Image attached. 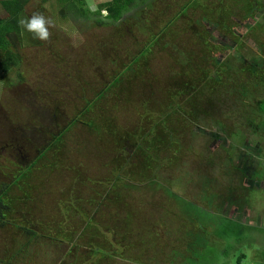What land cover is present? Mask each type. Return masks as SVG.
<instances>
[{"label": "rangeland", "instance_id": "obj_1", "mask_svg": "<svg viewBox=\"0 0 264 264\" xmlns=\"http://www.w3.org/2000/svg\"><path fill=\"white\" fill-rule=\"evenodd\" d=\"M84 1L85 7L92 13L111 0ZM186 1L138 0L129 15H135L136 7L142 3H152L153 9L145 7L136 14V20L119 24L110 23L104 17V21L110 23L106 27L96 25V16L77 18L78 15L69 10L66 11V18L59 13L52 14L50 8L43 7L42 0H31L26 7L27 17L42 13L53 21L54 26L50 28L51 38L48 42L34 40L28 33L33 41L19 42L18 49H13L21 57L19 66L11 67L7 73L0 72V182L11 184L13 179L16 181L17 176L26 171V177L11 188L12 195L23 198L17 202L19 206H16L15 217L19 218L24 210L28 217L34 214L36 229L42 235H46L43 228L48 229L47 234L51 231L55 236H65L69 231L80 228L74 241L57 244L53 243L51 237L46 241L36 240L23 251L22 259L16 264H64L70 261L64 258L68 250H72L79 239L77 237L82 235L84 240L78 241L77 256H85L89 230L84 234L83 229L87 224L74 211L77 208H84L88 218L106 219L109 217L108 211L113 213L114 221L110 225L114 226L113 229L105 227L102 231L97 230V236L107 249H111L107 243L109 239L125 238L124 244L117 243L112 250L121 252L124 246V252L130 253L126 258L115 259L114 264H139L132 260L134 256L143 259L141 264H170L172 258L168 255V248H163L164 245L170 246L172 251H176L175 245L179 246L180 254L174 260L175 264H181V253L187 248L189 236L200 239L203 235L198 233L196 225L190 222L185 224L177 218L175 202L169 199L163 186L142 183L135 188L130 187L125 190L127 197L124 202H115L113 194L112 198H108L104 189L106 181L110 186L118 175L121 177L116 170L125 164V158L130 157L131 168H124L123 171L137 172L139 158L135 156L139 153L140 133L144 135L149 131L144 112L162 110L171 101L168 89L177 80L170 79L174 70L190 69L191 66L185 65H198L205 60L198 54L201 38L219 44L226 42L223 43L226 45L237 41L229 34L220 33V29L217 32L208 25L194 26L193 23L196 18L204 16L203 10L207 15L211 13L220 18V13L230 8L228 3L236 5L240 1L206 0L205 5L195 12H188L193 17L174 22L176 39L170 49H166L163 43L162 48L152 50L149 63L142 59L134 64V59L148 45L152 32L156 34L157 29L168 23V19ZM103 14L106 16L107 12ZM6 17L7 13L0 3V18ZM240 20L237 17L238 26L233 28L238 34H244L240 50L235 52L228 48L224 54L217 56L232 57L236 54L240 60L233 58L231 69L247 66V70L236 79L243 84L240 88L246 95L241 96L237 92L238 86L233 82L236 75L232 74V70L230 78L224 75L225 82L215 84L208 81L207 87L198 93V98L203 101L199 110L202 114L197 115L198 122L195 124L200 125L199 129L181 112L165 119L167 122L162 129L168 127L176 130L175 136L182 137V142L176 154V150L173 152L171 148L160 155L169 159L178 157L174 164L161 170L160 177L167 183L180 182V193L193 201L200 202L205 195L214 198L213 207L209 210L224 221L214 226L215 222L210 220L205 224L209 236H205L218 247L220 253L226 249V264H264V64L257 67L258 72H254L250 66L264 60V12H258L252 21L244 20V14H241ZM191 25L195 27L194 30ZM176 45L179 53L175 50ZM187 53L194 55L191 62L184 56ZM208 63H202L201 69L207 71L209 68L211 72L213 68L208 67ZM126 70L128 74L124 72ZM119 74L123 84L116 86L115 92L110 90L104 96L103 89ZM99 94H103V97ZM122 100L127 102L121 103ZM91 101L93 104L88 113L81 114L78 117L81 121L71 126V121ZM205 102L209 103L205 105ZM147 104L149 110L145 107ZM55 107L61 112L58 113L57 124H49L50 131L39 134V142L33 147L27 133L30 137L31 130L39 128L40 112L47 110L51 116ZM149 121L159 123V126L162 124L157 114H151ZM61 130L66 132L51 145L52 149L50 146L45 155L39 156L41 145ZM24 141L26 144L23 147L18 144L13 146ZM149 142L143 144L148 149L155 144L151 138ZM126 150L127 153L123 155L122 152ZM242 170L252 182L262 179L255 184L261 186L263 192L260 189L248 190L251 182L241 173ZM254 172L258 174H252ZM149 173L147 171L146 175L149 176ZM128 176L129 180L125 183H136L131 173ZM136 178L140 179L138 176ZM123 190L120 189L119 193ZM250 196L254 199L249 202ZM67 201L72 203L74 209L62 211ZM123 208L127 211L123 212ZM124 220L128 225L121 223ZM98 221L106 223L104 220ZM41 222L47 224L48 228L43 225L39 227ZM119 223L123 226L119 227ZM198 228L200 230L199 225ZM107 231L109 234L104 235ZM15 232L12 226L0 229L1 259L5 258V254L21 249L23 237L18 239ZM160 233L165 241L161 238V243L153 248L152 240L158 241L156 235ZM233 238L239 243L230 241ZM222 263L225 261L221 260L219 264Z\"/></svg>", "mask_w": 264, "mask_h": 264}, {"label": "trees", "instance_id": "obj_2", "mask_svg": "<svg viewBox=\"0 0 264 264\" xmlns=\"http://www.w3.org/2000/svg\"><path fill=\"white\" fill-rule=\"evenodd\" d=\"M137 1L138 0H111L108 3L102 5L98 11L91 13V11H89V9L85 7L84 0H42L43 7L46 9L50 8L49 12L52 14L59 13L60 16L66 18L67 17L66 11L69 10L72 13H76L78 15L77 18L80 17V18L90 19L91 18L90 16H96L95 18L96 25L105 26V27L109 26L110 23L119 24L122 22L130 21L132 19L136 20L138 16L136 14L143 11L145 7L151 10L153 9L152 3H146V4L142 3L141 5L136 7L135 15L133 16L129 15V12H131V9L135 7V5L137 4ZM205 1L206 0H188L184 2L181 6H179V9L174 14V16L168 19V23H166L164 26H160L159 29H157L158 31H156V34L152 32L153 36L149 39L148 45H146V47L140 52L138 57L134 59L133 61L134 64L140 62L142 59L145 61V63H149L150 59L148 58H151L152 50L155 47L162 48L163 43L166 49L168 48L170 49L172 46V42L175 38L174 29H176L175 27L176 23L174 24V22L182 18L193 17V16H189L188 12L189 13L191 11L195 12L197 9L202 7ZM239 1L240 3L238 2V4L236 5H233V4L229 5L228 2L224 1V3H228V6L230 8L221 12L220 18H218L217 16H213L214 18H205V16H201L200 18L197 19L195 17L196 21L193 23L194 26L195 24L198 26L199 24L206 25L209 23V26L215 29L217 32L221 31L220 33L229 34L232 37L236 38L237 41L232 45H226V44H223L226 42L219 44L217 42H210L208 39L200 40L201 44H199V46L197 47L198 54H200L203 58H205V60L203 59L204 61H202L201 64L208 61L209 62L208 67L213 68V71L210 72L209 68L207 71H204L203 69H201V64L192 65V63H188L185 65L186 67L191 66L190 69H183V71L176 70V72H174L175 70L173 71L172 77L170 79L171 81L175 79L177 80H175L173 84L171 83L169 85L170 88L168 89L169 90L168 95L171 101L168 103V105L164 106L162 110L155 111V112L149 110L150 107L148 104L147 106L144 105L145 107H148V110H149V111L144 112L145 118L147 120V124L145 125H149V129H148L149 131L147 134H144V135H141L143 133H140L141 143H140V147L137 149L139 153L137 154V156H135L136 159L139 158L137 159L139 160V165L136 168L137 172L135 174L133 172H128L129 174L131 173L133 175L132 178L136 181V183H133V182L125 183V182H128L129 176H128V173L123 170L124 168H127V169L131 168V164L129 162L130 157L128 159L124 157L125 164L121 168L116 170V172L120 173L121 177L119 178V175H118V179L117 178L114 179V181L110 184V186L108 185L109 182L107 181L105 182L106 186L104 187V189L107 190L106 191L107 197L112 198L111 195L113 194L115 198V202H120V201L124 202V199H126L127 197V194L125 195L126 193L125 190H128L130 187L135 188L134 186L142 185V183H146V184L152 183V185L154 186H159V187L163 186L165 188V192L169 195V199L175 202V206L178 211L176 212L177 218L184 221L185 224H187L186 222H190L192 225H196L198 233L201 232V234H203L201 235L200 239L199 238L193 239L191 236H189L187 248L183 250L184 252L181 253L183 254V261L181 264H198V263H201V264L218 263L219 264L221 260L225 261V263H222V264H226L225 257L228 256L226 249L220 253L218 251V247H216L213 243H210L209 238L205 236V235L209 236V233L207 232L208 228L205 226V224H207L210 220H212L211 222H215L213 224L215 226L217 222H222L224 221V219L212 213V211L209 210V208L211 209L213 207V199H214L213 197H208L207 195H205L201 197L200 202H196V201H193L191 198L184 196L183 194L180 193V190L178 189V187L181 184L180 182L167 183L161 180V177H160L161 170L164 169L165 166L174 164V162L178 160V157L174 155V157L176 156L175 159H177L175 160L173 159V157L171 159L161 158L160 155H162V153L166 152L167 150L168 151L171 150V148L173 149V152L176 150L175 152L176 154L178 152L179 145L182 142L181 141L182 137L175 136V133H177L176 130L174 131L168 127H165L164 130L162 128L167 122L165 119H169L173 113H177V112L183 113L184 116L187 115L186 116L187 120L192 122L191 123L192 125H195L198 122L197 115L202 114V112L199 111L201 109V106H203V101L198 98V93L200 92V90L203 87L204 88L207 87L208 81L215 82V84H221L222 82H225L224 75L230 78V73L232 70H234V69H231L232 68L231 63H233L231 61L234 60L233 58H235L236 60H240L238 59V55L235 54V55H232V57L231 55L227 57H224V56L218 57L217 54H222V53L224 54L228 48L232 49L235 52H238V50H240V47L243 44L244 34L243 35L238 34L237 32H235V30H233L235 26H238L237 24L238 21H236L237 17L240 20L241 14H244V20L251 19L252 21L253 19H255V16L258 12H264V0H257V1L256 0H239ZM30 2L31 0H1L0 1L3 10L7 13L6 18H0V72L7 73L11 69V67L19 66L21 57L19 56V54L13 51V49H18L17 44L19 42L22 43L28 40H30L31 42L33 41V39L31 38V35L30 34L28 35L26 31H23L19 27V24H18V21L22 17H27L26 7L30 4ZM205 9H208V8L205 7ZM104 11L107 12L106 16H104L103 14ZM237 13L239 14V16L237 15ZM104 17L110 20L111 22L110 23L105 22ZM241 21L242 20H240L239 22ZM218 29H220V31H218ZM175 34L178 36L177 30H175ZM174 47H175V50L178 51L177 53H179L180 49L178 45ZM174 52L175 51L173 49V53ZM184 56H186L190 60L188 62H191V58L194 55L192 56L191 54L187 53V55L184 54ZM101 57L103 58L104 56H101ZM261 64H264V60L262 62H258L250 66L254 70V72L255 71L258 72L257 67H259ZM192 66L194 67L193 69H192ZM245 67L246 65L244 66L242 65L238 69H235L232 73L236 75V77L233 78V82H235L236 85L239 87V88L237 87L236 89L238 90L237 92L241 94V96H245L246 94H244L243 88H240V86H242L243 84H240L238 81H236V79L240 74H243L247 70V67L246 69ZM126 68L127 67H125V69ZM124 72L127 73V70ZM219 72L221 74H219ZM122 75L124 76V74ZM120 76L121 74L117 75V77L112 81V83L110 85H107L103 89L102 93L104 92V96L105 94H108L110 90L115 92L116 86H118L119 84H123V81L121 80ZM179 78H182V79H179ZM123 88H126V87H122V89ZM99 95L103 97V94H99ZM99 95H97V97ZM93 101H91L90 103L88 102L86 103L85 105L86 107L83 108L84 113H88V109L89 107L92 106L91 104H93L92 103ZM183 101L185 102L183 103ZM123 102L126 103L127 100H122L121 103ZM207 103L209 102H205L204 104L207 105ZM257 104L259 105V101L257 102ZM209 106L211 107V105ZM57 108L58 107L52 108L54 112L51 116L49 115L50 113L47 110L46 111L44 110L38 114V116L41 118V123L39 125V128H36L33 130L30 129L32 131L30 133L31 135L30 137L28 136V133H27V139L30 140L31 145L33 144V147L35 146L34 144H37L36 142H39V134H43V132L44 133L48 132V130L50 129L49 124L51 125L57 124V121L59 120V116H60L58 115V113H61L58 111ZM151 114H157V119H159L160 124L162 123L161 126H159V123H154L153 121L148 122V119L150 118ZM80 115L81 114H79L76 118H74L71 121L70 123L71 126L74 123L81 121L80 119H78ZM61 118H62V115L60 119ZM195 126H197L198 129L200 128L199 127L200 125H195ZM65 132L64 130L63 131L61 130L60 132H57L54 136L49 135L51 136V139L48 142H46V144L41 145L42 149L40 150L41 154L39 156L45 155L46 149L49 148ZM150 138L152 139L153 144L155 141V144L152 145L148 149L147 145H143V144L146 141L149 142ZM17 144L20 147H23L25 146L26 142L24 141V142H19L16 144L14 143L13 146H17ZM174 146H176L175 149L173 148ZM230 146L231 148H235V146L233 145H230ZM50 149H52V146L50 147ZM122 153H124L123 155H125L127 153V150ZM229 153L231 154V152ZM147 171L150 172L149 173V176L151 174L150 177L146 175ZM142 172L144 174H142ZM26 174H27L26 171L23 172L21 175L17 176L16 181H14L15 179H13V182L11 184L0 182V229H3L5 226H12L16 230L15 232L16 237L19 239V237L21 236V238L23 237L22 239L24 241V242H21L22 247L20 250L15 251V252L11 250L12 252L10 254L4 255L5 256L4 259L0 258V264L18 263V260L20 261V259H22L23 251L26 248H30L35 243L36 240L46 241L48 237H51L53 243L63 244V243H66L67 240L74 241V239H76L75 237L77 236V233L79 232L80 227L75 229L73 232L69 231V233L66 234L65 236L58 234L57 235L58 238H57V236H55L54 234H51V231H49V233L47 234L48 229L43 228V231H44L43 234H46V235H42L36 229L37 225H35V222L37 221L35 220L34 214L33 215L30 214L28 217V214H26V211L24 210V213L26 215L23 212H21L20 214L22 215L19 218L15 217V213L17 212L16 206L17 207L19 206L17 202L22 200L23 198H20L18 195H12L11 188L14 183H18L20 182V180H23L26 177ZM137 176L140 179L136 178ZM144 177L145 179H142ZM142 180H145V181H142ZM122 188H124V190L120 194L119 190ZM255 188H259L260 191L263 192L262 187H255ZM255 188H253V190H258ZM252 198L253 197L250 196L248 201L251 200ZM68 202L69 201L63 204L64 209L62 207L61 208L62 211L67 210V208L73 207L72 203L70 202L68 203ZM111 208H114V207H111ZM219 209L220 208H218L217 211ZM122 210L123 212L127 211L124 208ZM122 210H120V212H122ZM74 211L79 213L80 216L84 218L83 219L85 220L84 224L86 222L87 226L85 227V229L83 228L82 229H83L84 234L86 231L89 230L90 239L89 241L86 242L87 243L86 244L87 253L85 254V256H77L78 254L77 252L79 251L77 250V248H79L78 241L84 240L82 237L83 235L77 237L79 238L78 241H76V243L72 246L73 247L72 250L71 249L68 250L67 256L64 257L70 261H67L64 264H114V262H116L115 259H117L118 257L120 258V260L127 257L128 253L130 252L129 251L124 252L125 250L124 246H123V249L119 248L121 252L119 250H112L113 247H115L117 243L124 244L125 238L118 236L119 239L118 238H115V240L109 239L107 243L110 244L111 249H107L105 245L100 243L99 241L100 236H97V232H98L97 230L102 231L105 229V227L113 229L114 226L113 227L110 226L112 225L114 221L113 220L114 215L111 211L110 212H111L112 219L110 218L109 211H108L109 217H107L106 219L104 218L99 219L97 217L88 218L86 216V212L84 208H81V210L77 208ZM98 220H104L106 223H101V221H98ZM126 221L127 220L121 221V223L123 224L125 223L126 225H128ZM231 224L237 225L238 227L242 226L239 223H235V222H231ZM41 225H43V227L48 228V225L44 224L43 222H41L38 226L42 227ZM61 225L62 224H59V226ZM120 225L121 224L119 223L118 226L120 227ZM198 225L200 226V230L198 228ZM174 232H177V231H174ZM106 234L108 235L109 231H107L104 235ZM161 234L162 233H160L159 235H156V237L159 238L158 241L155 239L152 240L153 248H155L156 245L161 243V238H162L160 236ZM171 240L172 239H169V241ZM230 241L239 243V240H236V238H233ZM225 243L227 244L228 242H225ZM162 244H160L159 246L160 248L162 247ZM163 248H168L166 250H169L168 255H171L170 257L172 258L170 260V264H175L176 260H174L175 259L174 257H176L177 254H180L179 246L175 245L176 251L174 250L172 251V248L168 245H164ZM242 257H240L239 260H241ZM79 258H82L83 260L81 259L79 260ZM132 260L141 264L143 259L141 257L134 256L132 257Z\"/></svg>", "mask_w": 264, "mask_h": 264}, {"label": "clouds", "instance_id": "obj_3", "mask_svg": "<svg viewBox=\"0 0 264 264\" xmlns=\"http://www.w3.org/2000/svg\"><path fill=\"white\" fill-rule=\"evenodd\" d=\"M19 27L30 33L34 40L48 42L51 38L50 28L53 27V21L42 13H33L30 17H22L18 21Z\"/></svg>", "mask_w": 264, "mask_h": 264}, {"label": "flooded vegetation", "instance_id": "obj_4", "mask_svg": "<svg viewBox=\"0 0 264 264\" xmlns=\"http://www.w3.org/2000/svg\"><path fill=\"white\" fill-rule=\"evenodd\" d=\"M206 11L208 10V9H205ZM203 12V14H204V16H205V18H212L214 15H212L211 13H209L208 15L206 14V12L203 10L202 11ZM208 12H209V10H208ZM189 16H191V15H189ZM206 25H208L209 26V23L208 24H206ZM190 27H192V29L194 30V26H190ZM210 27V26H209ZM209 27H207V31H208V34L210 33V29H209ZM204 37H202L201 39H203ZM258 65V64H257ZM247 67V66H246ZM246 67H245V69H246ZM244 69V70H245ZM80 83H82V80L80 81ZM84 107H86V106H84ZM83 107V108H84ZM83 108L81 109V111H80V113L79 114H83L84 113V111H83ZM66 129H68V127L66 128ZM241 173L242 174H244L246 177H247V179H249L250 178V176H247V174L245 173V171H241ZM252 174H255V175H257L258 173H256V172H254V173H252ZM263 174H264V171H263ZM264 176H262V178H263ZM258 177L256 176V179H257ZM249 181L251 182V185L249 186V191L251 192L252 190H253V188H255V187H261V186H257V184H255V182H261L262 181V179L261 180H259V181H255V182H252L250 179H249ZM264 182V181H263ZM255 189H259V188H255ZM253 199H254V197L251 199L252 201H253ZM251 200H249V202L251 201Z\"/></svg>", "mask_w": 264, "mask_h": 264}]
</instances>
